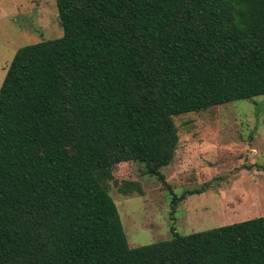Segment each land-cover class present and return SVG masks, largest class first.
Here are the masks:
<instances>
[{"label": "trees", "instance_id": "trees-1", "mask_svg": "<svg viewBox=\"0 0 264 264\" xmlns=\"http://www.w3.org/2000/svg\"><path fill=\"white\" fill-rule=\"evenodd\" d=\"M57 5L0 87V264H264V216L132 247L110 193L125 162L166 182L176 116L264 95V0Z\"/></svg>", "mask_w": 264, "mask_h": 264}, {"label": "rangeland", "instance_id": "rangeland-1", "mask_svg": "<svg viewBox=\"0 0 264 264\" xmlns=\"http://www.w3.org/2000/svg\"><path fill=\"white\" fill-rule=\"evenodd\" d=\"M57 0H0V87L17 50L62 36ZM180 141L162 168L119 164L110 182L130 246L264 216V95L175 117ZM135 181L142 192L125 193ZM178 197L176 204L173 199Z\"/></svg>", "mask_w": 264, "mask_h": 264}]
</instances>
